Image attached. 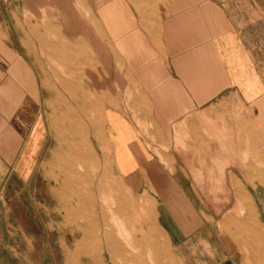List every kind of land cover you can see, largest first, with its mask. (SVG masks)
<instances>
[{
    "label": "crops",
    "instance_id": "1",
    "mask_svg": "<svg viewBox=\"0 0 264 264\" xmlns=\"http://www.w3.org/2000/svg\"><path fill=\"white\" fill-rule=\"evenodd\" d=\"M30 2L0 0V264H54L76 137L92 152L84 175L109 169L145 199L175 264H264V0H173L154 28L138 23L122 56L130 85L82 136L61 124L65 105L47 96L63 92L27 49L52 25L31 23L28 44L11 22Z\"/></svg>",
    "mask_w": 264,
    "mask_h": 264
},
{
    "label": "rangeland",
    "instance_id": "2",
    "mask_svg": "<svg viewBox=\"0 0 264 264\" xmlns=\"http://www.w3.org/2000/svg\"><path fill=\"white\" fill-rule=\"evenodd\" d=\"M31 1L26 13L13 15L11 22L21 28L28 44L34 43L36 34L31 23L52 25V30L41 32V47L32 45L27 49L32 56L39 50L36 66L48 90L57 85L63 92L47 97L49 104L65 105L60 115L71 117L66 124L82 122L86 116L97 120L99 110L103 114L114 104L116 92L130 85L122 56L131 46L132 29L136 34L138 23L145 29L154 28L162 18L169 17L167 8L173 4V0H137V5L144 7L139 11L132 0ZM101 32L109 41L101 38ZM107 170L102 178L97 175V166L91 167L89 175H84L78 163L67 171L69 175L61 171L64 176L58 178L62 181L58 213H52L60 223L53 231L60 237L53 263L175 264L167 242L151 223L154 212L148 202L133 197ZM99 231L112 239H100ZM117 242L123 247V257L108 249ZM151 244L161 249L159 257L150 252ZM40 263L51 264V260L44 256Z\"/></svg>",
    "mask_w": 264,
    "mask_h": 264
},
{
    "label": "bare ground",
    "instance_id": "3",
    "mask_svg": "<svg viewBox=\"0 0 264 264\" xmlns=\"http://www.w3.org/2000/svg\"><path fill=\"white\" fill-rule=\"evenodd\" d=\"M101 116L102 113L99 110V118L97 120H92L91 118H89V116H86V118H84V120L86 121H82V122H76V121H71L70 123H67V121H69V119L71 118L70 116H66V115H60L59 113V118L61 120V124L64 125H69L71 127V129L74 131L75 128V135L76 136H82L84 134V124H88V125H94L96 123H100L101 122ZM85 117V116H84ZM67 119V120H66ZM66 120V121H65ZM59 122V121H58ZM92 125V126H93ZM88 127V126H87ZM90 129V128H89ZM67 138V137H66ZM59 147L60 149L63 150L64 144L67 143V140L62 141V139H59ZM65 141V142H64ZM67 141V142H66ZM68 146H70L69 148V152L64 154V158L62 160L66 161L67 157L69 159H75L78 160V164H82V159L81 157H85L86 155H90V150L87 147V138H74V143H70ZM92 156V155H91ZM52 159V158H51ZM67 162V161H66ZM50 164V163H49ZM82 166V165H81ZM50 167V166H49ZM79 167V166H78ZM81 168V167H80ZM80 170V169H79ZM104 175V174H103ZM101 212V211H100ZM99 235H100V239L102 240H106V242L109 240H111L112 238L109 236L108 233L103 232V231H99ZM120 248L122 249L123 247H120V244L117 242L116 244H114V246L111 248H108L110 252L115 253L116 251L120 250Z\"/></svg>",
    "mask_w": 264,
    "mask_h": 264
}]
</instances>
